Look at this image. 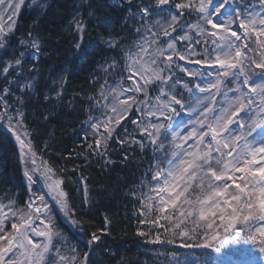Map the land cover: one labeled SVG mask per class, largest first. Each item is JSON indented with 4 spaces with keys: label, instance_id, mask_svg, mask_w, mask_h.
Masks as SVG:
<instances>
[{
    "label": "snow or ice",
    "instance_id": "snow-or-ice-1",
    "mask_svg": "<svg viewBox=\"0 0 264 264\" xmlns=\"http://www.w3.org/2000/svg\"><path fill=\"white\" fill-rule=\"evenodd\" d=\"M87 3L80 0L66 29L77 38V51L87 31L79 9ZM113 5L123 13L122 33L128 31L101 36L116 55L97 65L92 79L99 87L85 96L81 124L84 139L92 140L88 152L106 157L113 141L141 151L151 146L145 172L151 179L141 183L146 190L130 193L140 205L138 224L148 229L138 227L137 235L151 244L179 241L185 249L212 250L193 259L172 252V264H264V0L258 8L253 0ZM25 6L41 13L48 7L39 0H0V125L18 145L30 193L24 205L0 198V264H93L94 246L111 221L105 216L103 228L85 234L65 180L33 145L25 103L35 90L42 40L31 29L16 37ZM28 54L34 63L25 71ZM59 87L56 99L63 83ZM80 182L87 204L85 178ZM57 211L72 229L90 236L84 242L89 251L58 227Z\"/></svg>",
    "mask_w": 264,
    "mask_h": 264
},
{
    "label": "trees",
    "instance_id": "trees-1",
    "mask_svg": "<svg viewBox=\"0 0 264 264\" xmlns=\"http://www.w3.org/2000/svg\"><path fill=\"white\" fill-rule=\"evenodd\" d=\"M45 2L48 7L42 13L36 7L29 9L25 6L18 17L16 37L31 29L42 40V52L39 60L35 61L36 69L33 73L36 76L35 90L25 103L27 123L39 156L47 160L65 180V190L76 206L77 219L83 224L85 234L103 228L105 216L111 221L108 233L101 234L99 245L94 246L93 264H161L160 256L172 252L193 257L212 252L211 249H185L180 247L179 242L173 244L172 250H164L157 248L161 244H151L137 235L138 227L144 231L146 229L138 224V217L134 213L139 202L130 193L136 191L139 194L141 191L137 187L141 184L142 172L151 157L147 150L141 151L136 145L121 147L113 141L106 157L88 152L87 145L92 140L84 139L81 124L86 119L88 101L85 96H91L99 87L93 86L92 79L97 72V65L103 63L104 57L116 55L102 43L101 36H107L109 32L126 34L128 31L122 33L121 10L113 5V0H88L79 9L87 21V31L84 47L77 51L73 47L77 38L66 29L80 0L41 1ZM89 12L94 15L89 17ZM12 43L15 45L16 40L13 39ZM33 63L32 56L26 55L25 71ZM61 83L62 98L56 99L54 93L60 90ZM3 84L4 76L0 77V88ZM45 94L51 97L49 101L44 100ZM46 115L48 118L45 120ZM126 127L131 132L132 125ZM3 130L6 140H0V161L3 165L0 168V195L13 197L12 193H17L18 199L24 202L27 191L24 188L17 146L10 133ZM81 177L87 183V204L83 202L84 185L80 182ZM61 227L69 231L67 224ZM83 237L85 240L90 239L89 235ZM83 250L89 251L85 244Z\"/></svg>",
    "mask_w": 264,
    "mask_h": 264
},
{
    "label": "bare ground",
    "instance_id": "bare-ground-1",
    "mask_svg": "<svg viewBox=\"0 0 264 264\" xmlns=\"http://www.w3.org/2000/svg\"><path fill=\"white\" fill-rule=\"evenodd\" d=\"M5 86V84H3L2 86H1V88H3ZM1 139H5V135H4V130L2 129V125H0V140ZM6 140V139H5ZM147 151L149 152V154H152V151H151V146L149 145L148 146V148H147ZM151 158V157H150ZM150 158H149V160H150ZM146 162L148 161V159H146L145 160ZM149 165V164H148ZM148 165L144 168V170H143V172H142V175H141V183H142V181L143 182H147L148 180H150L151 179V176L150 175H148V176H145V172L147 171V169H148ZM1 166H3L2 165V163H1V161H0V168H1ZM58 175L60 176V174L58 173ZM141 186V185H140ZM37 188H39V187H36L35 189H37ZM143 190H146V189H143ZM3 197H5V196H3V195H0V198H3ZM5 203L7 202L6 200L4 201ZM140 206V205H139ZM57 218H60V219H65L64 218V216L62 215V214H57ZM66 220V219H65ZM67 221V220H66ZM146 230H148L147 228H146ZM69 237H73V235H71V234H69ZM81 237L83 238V240H84V242H85V239H84V237H83V235L81 234ZM78 243V242H77ZM79 244V243H78ZM81 244V250L82 251H86V250H83V244L84 243H80Z\"/></svg>",
    "mask_w": 264,
    "mask_h": 264
},
{
    "label": "rangeland",
    "instance_id": "rangeland-1",
    "mask_svg": "<svg viewBox=\"0 0 264 264\" xmlns=\"http://www.w3.org/2000/svg\"><path fill=\"white\" fill-rule=\"evenodd\" d=\"M39 2L41 3V1L39 0ZM256 4V6H257V8L259 7V5H258V0H257V3H255ZM180 63H186V62H180ZM186 66L187 67H189V68H192V67H196V66H194V65H191V64H186ZM182 76H183V79L184 80H189L190 78L189 77H187V76H185V75H183V74H181ZM185 95H187V93L185 92ZM24 180H25V178H24ZM25 183L27 184V182H26V180H25ZM36 187H40V184H38V185H36L35 187H34V189H33V191H35L36 189ZM140 187V186H139ZM137 188V189H140V188ZM27 198H26V200L28 199V197H29V195H30V193H29V191H28V188H27ZM24 205V204H23ZM57 213L58 214H60L58 211H57ZM62 221H64L65 219H61ZM65 223H67L68 224V222L65 220ZM57 224H58V227L60 226V224L57 222ZM10 226V225H9ZM69 226V225H68ZM69 228L71 229V231H72V233L73 234H75V238H80L81 240H83V238L81 237V234L79 233V232H76V230H74V229H72L70 226H69ZM146 229V228H145ZM146 231H148V230H146ZM72 241L74 242V243H76V244H78L79 242L77 241V240H74V239H72ZM78 242V243H77ZM79 246H80V248H81V244L79 243L78 244ZM82 249V248H81ZM177 259H181V258H177ZM169 263H172V261L171 260H169V262H168V264Z\"/></svg>",
    "mask_w": 264,
    "mask_h": 264
}]
</instances>
